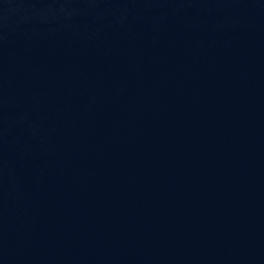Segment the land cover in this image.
Masks as SVG:
<instances>
[{
    "label": "water",
    "instance_id": "water-1",
    "mask_svg": "<svg viewBox=\"0 0 264 264\" xmlns=\"http://www.w3.org/2000/svg\"><path fill=\"white\" fill-rule=\"evenodd\" d=\"M0 264H264V0H0Z\"/></svg>",
    "mask_w": 264,
    "mask_h": 264
}]
</instances>
